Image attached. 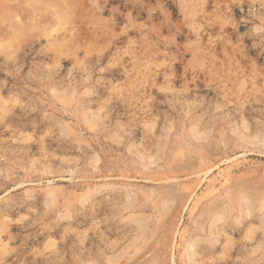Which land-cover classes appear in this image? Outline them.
<instances>
[{"label": "rangeland", "instance_id": "1", "mask_svg": "<svg viewBox=\"0 0 264 264\" xmlns=\"http://www.w3.org/2000/svg\"><path fill=\"white\" fill-rule=\"evenodd\" d=\"M0 264H264V0H0Z\"/></svg>", "mask_w": 264, "mask_h": 264}]
</instances>
